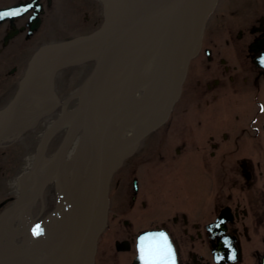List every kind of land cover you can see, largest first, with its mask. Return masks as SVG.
<instances>
[{
  "label": "flooded vegetation",
  "instance_id": "flooded-vegetation-1",
  "mask_svg": "<svg viewBox=\"0 0 264 264\" xmlns=\"http://www.w3.org/2000/svg\"><path fill=\"white\" fill-rule=\"evenodd\" d=\"M57 3L0 0V13L21 10L0 20V110L15 96L43 45L102 24V11L92 0L83 10L85 31L67 35L71 25L55 20ZM196 23L199 49L178 101L137 148L144 151L150 188L142 191L133 156L132 165L125 163L131 206L126 212L111 200L95 264H134L138 236L151 230L168 235L177 264H264V0H243L214 23L200 17ZM68 78L62 73L56 80L63 100ZM39 97H52L44 80L30 84L23 117L37 113ZM51 117L25 126L26 134L37 135L43 123L49 129Z\"/></svg>",
  "mask_w": 264,
  "mask_h": 264
},
{
  "label": "bare ground",
  "instance_id": "bare-ground-1",
  "mask_svg": "<svg viewBox=\"0 0 264 264\" xmlns=\"http://www.w3.org/2000/svg\"><path fill=\"white\" fill-rule=\"evenodd\" d=\"M103 2L107 15L111 18L114 17L116 14L112 1L103 0ZM213 3L214 0L198 1L196 6L198 16L205 15ZM191 9H193V4ZM187 14L189 15V12ZM176 22L177 20L172 24ZM179 22L173 26L168 21L156 20L151 26H141L136 30L137 32L133 36V45L144 39H148L153 44H150L142 56L132 58V60H129L122 53L118 65H121V63L128 65L127 76L134 83L137 81V87L134 88L133 86L126 93L120 88L117 92V97L110 102L103 98L102 100L105 101L99 104L98 111L91 117L94 133L105 145L106 166L109 172L118 168L122 159L135 150L140 131L145 130L146 126L158 120L167 110L171 98V90L174 87L172 85L175 82L178 83L179 78L182 76L183 58L190 52V43L199 30V24H194V20H190V16ZM184 39H186L187 43L183 50V46H178L176 43L182 44ZM75 52L76 54L70 53L64 58V65L75 63L82 59L80 58L81 52ZM156 55L159 57L158 60L152 58ZM165 55L167 56L162 57ZM180 58L181 60L178 62ZM146 60L148 62L147 67ZM175 62L177 64L176 78L173 77L170 83L171 74L175 75L172 72ZM136 63L143 67L145 71L143 74L134 73L132 75L133 71L137 72ZM149 66H151L150 69H148ZM161 67H164V69ZM153 69H159V71L153 72ZM159 72L162 73L161 78H159ZM114 81L115 78L113 77L110 81L111 85L108 84L107 90L114 85ZM115 113L117 116H122V119H118L116 125L113 123L108 132L104 134V124L106 125L108 118ZM52 119L54 117H51L49 121ZM80 120L81 118L79 114H76V111H70L65 116V119L60 120L55 127L48 129L46 127L50 124L43 123L40 125L41 129L48 130L42 134L41 141L37 142V153L22 162L21 166L19 165L17 168L18 170L15 169L14 174H11L9 178H5V184L8 182L9 184L7 185H9L10 189L4 193V199L8 200L7 203H4L5 205L2 202L0 203V254H8L19 248L18 237L16 238L15 236L20 233L19 227L22 223L15 222V220L18 219L21 209L16 210V206L12 208L17 204V199L22 203L25 201L31 202L35 197L37 188L45 187L47 189L49 186L52 188L54 186L53 183L61 181H67L71 185L67 189L63 187V190L61 189L62 192L64 190L69 193L74 192V190H86L92 172V154L91 145L84 135ZM31 122L34 121H25L21 127L24 128ZM62 131L61 141L59 140V143L56 144L57 140L55 141L54 136ZM70 131L73 132L72 140L66 149H62V145ZM13 132L12 130L11 135ZM1 176L3 178L0 173ZM62 185L63 183H59L57 186L60 187ZM90 215L92 218L90 227L93 228L100 216L98 198L95 200V206ZM71 255L72 251L67 256V263L70 262ZM34 260L32 259V262Z\"/></svg>",
  "mask_w": 264,
  "mask_h": 264
},
{
  "label": "water",
  "instance_id": "water-1",
  "mask_svg": "<svg viewBox=\"0 0 264 264\" xmlns=\"http://www.w3.org/2000/svg\"><path fill=\"white\" fill-rule=\"evenodd\" d=\"M112 4L115 10L116 18L120 15L122 6L121 3H124L125 12L121 17H118L114 21L108 22L106 21L104 25L94 33L86 36L77 37L75 39L57 44L52 46L43 47L37 56L48 49H56L58 55L53 64L48 65L45 67L44 71L47 72V81L49 82L51 89L53 90L54 84V77L56 72L60 67V62L65 54L75 48H84L89 46L91 43H101L99 51L96 55V63L94 68L89 75V77L85 80L81 88L78 92L69 97L68 101L64 103V106H67L69 101L76 96L80 98V115H81V128L84 132V135L91 145L93 149V158L91 163V175L89 177L88 186H86L85 191H80L73 197V200L70 203L62 204L56 207L54 211L51 212L47 216L45 220L42 222V231L44 232V241L38 246H31L26 249H20L18 251H14L8 253L5 256H0V264H15L17 259H26L28 257L33 256L36 254L40 249H43L49 242L50 238L47 236V221L49 217L54 215L55 213H59L62 210L69 207V214L67 221L69 224L74 225L75 223V211L76 205L78 201H82L85 203V209L82 212L80 217V224L79 227L75 229L74 234L71 236L68 244H66L63 254L68 253L72 248L75 249V253L73 256L72 263L73 264H93L94 256L97 250V242L98 238L101 235L102 231L105 228L108 211L110 206V199H109V190H110V179H111V172H109L106 166V156H105V145L96 137L92 124H91V117L93 115L94 109L97 105L98 98L101 94H103L110 75L112 73V68L114 65V61L108 63V59H110L112 53L117 51L134 33V31L139 28L140 26L145 25L148 22H155L156 20L161 21H168L171 25H176L179 21L182 22L188 10L191 8L193 4V10L196 11V6L198 1L202 0H156L151 1L143 8H141L138 12L134 15L130 16L131 7L128 0H121L122 2L119 4L114 2ZM144 0H140L143 2ZM139 2V3H140ZM177 22L175 24V21ZM180 23V22H179ZM34 59V61H35ZM43 72L42 69L36 70L34 65L30 67L27 77L25 79V83L21 85L19 92L17 93L16 97L8 107L7 111L9 113V122H12L14 118V113L16 108L22 99L26 85L31 81V79L36 76L37 74ZM56 99L59 101L58 97L55 95ZM174 104V98L170 103L169 110H171ZM79 115V116H80ZM114 122V118L108 119L105 128L104 134L108 132L111 125ZM5 131L0 132V138L8 133V128ZM152 129V128H151ZM151 129L145 131L140 137L147 134ZM73 132L70 131L67 139H65L62 149H66L70 141L72 140L71 137ZM99 200V218L97 223L93 228L90 227V214L95 206L96 198ZM15 204L12 208L17 206ZM148 233H159V232H148ZM148 233H144L148 234ZM141 235V236H143ZM140 236V237H141ZM139 237V238H140ZM65 239L61 241L59 244L60 246L63 245ZM60 246H58L55 250H57ZM172 249V248H171ZM173 257H175L174 252L172 250ZM175 262V258H174ZM59 264V263H58ZM134 264H142L141 260L139 259V254L137 260H135ZM176 264V263H175Z\"/></svg>",
  "mask_w": 264,
  "mask_h": 264
},
{
  "label": "rangeland",
  "instance_id": "rangeland-1",
  "mask_svg": "<svg viewBox=\"0 0 264 264\" xmlns=\"http://www.w3.org/2000/svg\"><path fill=\"white\" fill-rule=\"evenodd\" d=\"M96 5H98V11L99 8L101 9V3L97 0H93ZM243 0H221L219 6L216 9V6L214 8L213 12V20L214 22L217 20V16H222V14H229L234 11V8H228L227 4L230 5H237L240 4ZM92 0H61L58 1L57 3V9L55 12V20H61L68 26H70V30L67 31V35H73L79 32L85 31L84 29V23L82 22L83 20V10L89 8V5L91 4ZM236 7V6H235ZM228 8V9H227ZM227 9V10H226ZM244 14V11L241 12ZM93 16H95V13L90 12ZM234 21V20H233ZM79 22L82 23V25L78 24ZM88 28V27H86ZM90 69L86 68V70L81 72V78L78 75H75L66 83V91L64 95H69L70 93H73L78 86L81 84V81L84 79L85 75L88 73ZM107 99L112 100V95L109 94L107 95ZM77 109V103H73L70 108V111H76ZM42 127V126H41ZM41 130V129H40ZM65 131V130H64ZM63 135V131L61 133H58L54 136L55 141L57 140L56 144L59 143V140L61 139V136ZM26 137V138H25ZM24 143L23 141H18L16 144L8 147H0V173L3 175L0 177V203L4 200V193L9 191L10 187L8 182L5 184V178H9L11 174H14L15 169L18 170L17 168L19 165L24 162L27 158L30 156L34 155L37 153V148H38V139L37 135L34 133H28L25 136ZM23 138V139H24ZM61 141V140H60ZM58 146V145H56ZM138 151L139 155L137 156L136 152ZM134 154H131L130 156H135V159L133 160L132 157L129 158L125 163L132 165V160L133 164L137 165V176L139 180L141 181V188L142 191L147 190L150 188V184L147 182L148 178L145 175V168L147 165H144L141 160H144L143 157V150L141 148L137 150ZM136 154V155H135ZM153 154H151L152 156ZM121 167L118 171H116L113 175V180H112V206H120L123 211L128 212L129 209H125L124 207H129L131 206V195H130V181H131V172H130V166L126 165ZM21 166V165H20ZM46 192L49 193L45 196L44 201L39 200L37 204V211L42 212L41 216L39 219L44 216V214L49 211V209L52 208V205L56 201V197L53 194V188L51 186L47 187ZM142 194V192H141ZM143 195V194H142ZM144 197H140V201L138 203H141ZM137 205V204H136ZM141 206V204H140ZM1 213V211H0ZM19 223V220H15V222ZM142 222V221H141ZM142 224V223H141ZM143 226V225H142ZM141 226V227H142ZM20 240V239H19Z\"/></svg>",
  "mask_w": 264,
  "mask_h": 264
},
{
  "label": "snow or ice",
  "instance_id": "snow-or-ice-1",
  "mask_svg": "<svg viewBox=\"0 0 264 264\" xmlns=\"http://www.w3.org/2000/svg\"><path fill=\"white\" fill-rule=\"evenodd\" d=\"M23 11H27L24 8ZM21 14L20 9L11 12L0 13V20L5 17H15ZM34 234H39V225L33 230ZM139 259L142 264H175L171 246L165 233H148L139 238L138 241Z\"/></svg>",
  "mask_w": 264,
  "mask_h": 264
}]
</instances>
